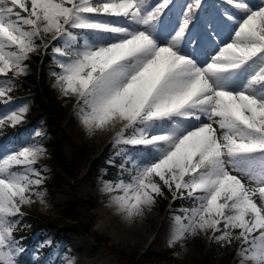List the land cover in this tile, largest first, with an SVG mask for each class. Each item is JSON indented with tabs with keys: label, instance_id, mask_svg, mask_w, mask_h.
<instances>
[{
	"label": "snow or ice",
	"instance_id": "obj_1",
	"mask_svg": "<svg viewBox=\"0 0 264 264\" xmlns=\"http://www.w3.org/2000/svg\"><path fill=\"white\" fill-rule=\"evenodd\" d=\"M224 3L234 12L208 20L202 39L190 33L202 0H188L170 26L173 0H0V105L51 35L53 87L76 98L82 127L91 135L121 125V162L109 161L117 178L101 186L115 213L133 222L166 188L191 202L172 217L169 247L206 235L221 247L239 241L238 264H264V0ZM205 45L203 61L187 50ZM27 111L8 108L0 128ZM46 152L25 141L0 154V264H23L15 232L23 207L46 203L36 167Z\"/></svg>",
	"mask_w": 264,
	"mask_h": 264
},
{
	"label": "rangeland",
	"instance_id": "obj_2",
	"mask_svg": "<svg viewBox=\"0 0 264 264\" xmlns=\"http://www.w3.org/2000/svg\"><path fill=\"white\" fill-rule=\"evenodd\" d=\"M153 2L155 3L157 0H153ZM187 2L188 0H173V4L164 14L166 25L170 26L172 22L176 21L177 17L181 14L182 6ZM248 3L255 8L261 3V0H248ZM202 5V8L190 25V33L192 35H200L204 39V35L208 29L207 21L214 19L224 11L232 13L234 9L225 4L224 0H202ZM229 28H231V25ZM37 43H40V41H37ZM57 43L52 40L51 35L44 36L43 45L39 48L38 52L31 55L29 60L26 61L29 65L27 74L18 78L22 79L27 75H36L35 67L40 65L43 68V64L41 65L35 61V57L41 54L42 56H49L48 65L47 67L45 66L47 69L45 70L44 80V83L48 86L47 94L43 97L47 98V101L53 104L55 108H59L62 122L61 130L58 129L57 135H66L67 139L64 140L62 151L67 157L76 154V165L71 169L73 175L69 179V184H62L59 188L48 191L45 184L50 181L53 167L48 163L47 153L38 160L36 167L44 170L42 175L44 176L43 190L45 192L46 203L45 205H41L37 202L22 208L23 215L31 214L37 222L34 223V226L39 228L38 231H33V226L30 224L19 225L15 232L20 246L24 249L21 256L23 264H64L66 258H71L74 264H121L103 246L95 250V241L90 233L82 230L74 231L73 233L63 231L58 236L60 224L54 225L53 222L50 224L46 223V220H43L47 216L51 219L50 221L53 219L56 221L65 203L71 199L79 204L80 217L84 220L91 218V228L101 234L102 238H107L109 244L116 249H123L127 254L134 252L141 254L145 250L162 252L166 249H174L170 254L171 258L169 260H163L161 263L151 260V262H146L145 264H209L204 261V257L209 248L217 247L218 255L213 264H226L224 259H227L230 253L234 254L233 260L227 264H238L239 257L236 255V249L239 246V241H233L231 245L221 247L219 244L210 241L208 236L198 235L189 237L184 241L183 247L179 244L169 247L168 239L173 223L172 217L180 214L177 210L181 207L173 208L172 205H167L164 210L160 209L164 200L167 198H169L168 200L172 199L171 194L166 188L163 189L164 196L157 197L155 205L146 211L143 217L133 222L123 219L122 224L116 227L107 226L108 214H102L101 208L105 207L109 200L108 196L101 191V186L104 180L116 179H108L106 177L108 174L106 168L110 165V160L115 161L116 165L120 164V159L115 156L120 146L113 144V138L109 137L110 134L107 131H98L91 135L89 133L82 135L79 132L77 126L79 125V118L76 109L72 110L68 106V102L66 103L64 97L61 96L59 89L53 87L54 77L51 73L58 71V69L53 62L51 47L56 46ZM44 45L49 46L47 51ZM205 47L207 48L206 45ZM187 50L192 51L191 46ZM9 75L12 74L9 73ZM37 86L42 91L40 83ZM10 96L11 103L8 107L0 105V115L6 112L8 108H15L21 105H27L28 111L21 123L15 127L7 125L8 128H14L17 131H14L13 136L9 138L7 144L3 145L0 154L11 150L14 145L21 142L35 143L34 141L44 136L47 132L45 120L42 117H36L37 112L32 109L34 93L24 92L20 94L14 90L10 93ZM37 131L42 134L40 137L34 135ZM131 151H139V149ZM123 178L127 180L128 175L125 174ZM186 202H189V204L184 207H189L191 202L187 200ZM147 215L149 218L145 219ZM41 216L44 218L42 219ZM161 223L164 225V228L160 232L159 237H157ZM96 226L102 229L99 230ZM136 228L140 229L142 233L145 232V234L142 237H138L136 235ZM29 233L31 234L29 243L21 242ZM18 235L20 237H17Z\"/></svg>",
	"mask_w": 264,
	"mask_h": 264
},
{
	"label": "trees",
	"instance_id": "obj_3",
	"mask_svg": "<svg viewBox=\"0 0 264 264\" xmlns=\"http://www.w3.org/2000/svg\"><path fill=\"white\" fill-rule=\"evenodd\" d=\"M38 61L40 59L39 56L35 57ZM44 60V59H43ZM45 71L43 69H38V74L35 75H27L22 79L16 78V86L15 89L18 93L23 92H32L34 93L33 96V105L32 109L37 112L36 117H42L45 120L46 124V134L41 137L38 141L43 144L46 148L48 153V162L52 165V176L49 183H46L48 191L55 190L59 188L62 184H69V178L73 175L71 173V169L76 165V154L74 156L67 157L66 154L62 151V145L64 140L67 139L66 135L63 134L62 136L57 135L58 129L61 128L62 117L59 111V108H55L53 104L47 101V98H44L47 94V85L44 83L45 80ZM11 76V75H9ZM41 82L43 90L40 91L37 83ZM61 130V129H60ZM12 134V129L8 128L7 125L0 128V147L2 146L3 142ZM79 154V153H78ZM106 171L108 172L109 177H117L118 168L114 166H108ZM164 203V202H163ZM175 204L177 205H186L189 204L185 200H176ZM79 208L78 203L75 202L73 199L65 203V206L61 209L59 213L58 219L54 221H50L51 219L48 217L41 218L46 222L50 223L53 222L54 225L57 223L60 224L59 227V234L62 231H68L73 233L74 231L82 230L87 233H91L94 241L95 246L94 249L103 246L108 251L116 257L117 260L120 261L121 264H144L147 261H151V259H155L158 262H162V260H166L171 258L170 254L173 252L172 250H164L160 252H146L141 253L140 255L137 252L127 254L123 249H116L112 245L108 243V239L102 238V235L93 231L91 228V223L89 220H84L79 215ZM37 223L36 220L29 214L28 216H22L20 218V225L24 224H34ZM41 225V224H40ZM37 229L38 227H35ZM30 236L25 237L23 242H28ZM218 248V247H217ZM217 248H211L209 253L206 255L205 262L209 264H213L214 260L218 255ZM231 255L228 254V260L230 259ZM227 259L225 263L228 262ZM227 260V261H226Z\"/></svg>",
	"mask_w": 264,
	"mask_h": 264
},
{
	"label": "bare ground",
	"instance_id": "obj_4",
	"mask_svg": "<svg viewBox=\"0 0 264 264\" xmlns=\"http://www.w3.org/2000/svg\"><path fill=\"white\" fill-rule=\"evenodd\" d=\"M230 29L231 28H229V29H226V30H224V31H222L221 32V34H220V36H218L217 38H215L214 39V41H212V44L213 45H215V44H219L221 41H227L228 40V36H229V32H230ZM207 46V48L205 47H202V48H200V49H197L196 51H194V52H192L191 50H190V52L192 53V55H194V56H196V58L198 59V60H200V61H203L204 59H205V57L211 52V47L210 46H208V45H206ZM64 100H65V102L67 103L68 102V106L70 107V108H72V110H74V109H76L75 108V105H76V98L75 97H73V96H69V97H64ZM78 124L79 125H77L78 126V130H79V132L82 134V135H84V133H88L83 127H82V125H81V123H80V121L78 120ZM120 127H121V125L120 124H117V125H115L114 127H111V128H109L108 130H106L110 135H109V137H114V135L120 130ZM101 213L102 214H108V217H107V226H112V227H116L117 225L119 226V225H121L122 224V222H123V218L121 217V216H119V215H117L116 213H115V210H114V208H112V207H110L109 206V202L107 203V205H105V207L103 206V208H101ZM147 218H149V216L147 215V217L145 218V219H147ZM151 225V224H150ZM106 226V225H105ZM96 228L97 229H102V228H100V227H98V226H96ZM164 228V225H162V223H161V227L159 228V230H158V235H157V237H159V235H160V232L162 231V229ZM145 234V232L144 233H142V231L140 230V229H138V228H136V235L138 236V237H142L143 235ZM151 235V234H150ZM150 238H151V236H150ZM150 240V239H149ZM148 240V241H149Z\"/></svg>",
	"mask_w": 264,
	"mask_h": 264
}]
</instances>
